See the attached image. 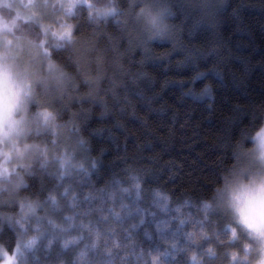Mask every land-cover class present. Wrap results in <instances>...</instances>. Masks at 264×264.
Here are the masks:
<instances>
[{
  "label": "clouds",
  "instance_id": "1",
  "mask_svg": "<svg viewBox=\"0 0 264 264\" xmlns=\"http://www.w3.org/2000/svg\"><path fill=\"white\" fill-rule=\"evenodd\" d=\"M0 264H264V0H0Z\"/></svg>",
  "mask_w": 264,
  "mask_h": 264
}]
</instances>
